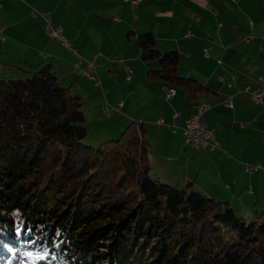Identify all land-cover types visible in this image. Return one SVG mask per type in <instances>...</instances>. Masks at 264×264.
<instances>
[{"label": "trees", "instance_id": "trees-1", "mask_svg": "<svg viewBox=\"0 0 264 264\" xmlns=\"http://www.w3.org/2000/svg\"><path fill=\"white\" fill-rule=\"evenodd\" d=\"M3 7V5H2ZM152 79L208 90L178 74L176 50L153 32L137 37ZM0 260L40 264H264V209L239 215L189 181L152 174L146 128L131 121L116 139L86 144L85 102L52 62L0 60ZM199 104V103H198ZM197 104V105H198Z\"/></svg>", "mask_w": 264, "mask_h": 264}, {"label": "crops", "instance_id": "crops-1", "mask_svg": "<svg viewBox=\"0 0 264 264\" xmlns=\"http://www.w3.org/2000/svg\"><path fill=\"white\" fill-rule=\"evenodd\" d=\"M2 5L0 60L23 67L52 62L59 82L72 85L85 102L81 88L90 83L73 71L74 54L45 33L46 20L39 16L48 12L53 23L61 24L57 11L71 7L67 22L72 29L62 24L67 37L83 57L101 55L96 68L100 84L91 82L102 92H90L103 102L102 115L105 108L113 112L100 122H119L101 135L102 141L131 121H142L155 177L177 187L194 181L239 215L253 217L264 209V106L245 89L264 77V0H2ZM89 23L110 34L113 46L106 48L93 36L84 39L82 30ZM145 32L155 34L160 50L179 53L180 76L208 90L192 99L184 87L152 79L147 71L158 63L143 61L136 42ZM169 88L176 89L172 97ZM198 103L211 105L201 119L214 128L221 145L217 149L185 142L183 127ZM247 164L261 167L248 173Z\"/></svg>", "mask_w": 264, "mask_h": 264}, {"label": "built area", "instance_id": "built-area-1", "mask_svg": "<svg viewBox=\"0 0 264 264\" xmlns=\"http://www.w3.org/2000/svg\"><path fill=\"white\" fill-rule=\"evenodd\" d=\"M132 4H139L142 0H127ZM0 8H2V0H0ZM34 15H37V11H33ZM46 26L45 32L54 38H56L67 50L71 51L75 56V62L73 64V71L83 76H87L90 79H93L96 84H100L99 77L96 73L97 62L101 57L100 54L94 55L90 58H85L79 54L78 50L72 45L71 41H69L63 35V28L61 26H53L50 22L49 16H45ZM0 37L4 39L3 29L0 28ZM252 36L245 38V40L249 41ZM206 55H208V51L206 50ZM129 78H131L129 76ZM246 91L250 94L253 101L257 104H261L264 106V77H260L259 82L255 85H247ZM176 94V90L174 88H169L167 90V96L172 97ZM225 104L228 107H233L234 104L232 100L227 99ZM122 105V103L120 104ZM211 108L210 106L196 105V111L186 120L185 125L183 127V132L185 136V142L188 145L196 146L199 148L214 150L219 148L220 142L216 138L215 130L212 127H208L202 121V115L205 111ZM105 114H112L113 110L110 108H105L103 111ZM163 120H160L162 122ZM261 165H246V171L248 173H253L256 169L260 168Z\"/></svg>", "mask_w": 264, "mask_h": 264}, {"label": "rangeland", "instance_id": "rangeland-1", "mask_svg": "<svg viewBox=\"0 0 264 264\" xmlns=\"http://www.w3.org/2000/svg\"><path fill=\"white\" fill-rule=\"evenodd\" d=\"M70 9H71V7L67 8L66 5H62L61 8H60V11H57L56 16L59 18L61 24L53 23L50 15H49L50 13H48V12H39L37 10H32V11L39 12V16H41L43 18H45V16H49L51 24L53 26H61L63 28V30H64L63 31V35L70 41V39L67 37V35L65 33L66 32L65 28L62 25V24L66 23L68 28L72 29L71 22H67V20H69V18L71 19ZM45 26H46V21L44 23V30H45ZM91 26H93V28ZM98 27H99V25H96L94 27V25H91L90 23L87 26H85L83 28V30H82V34H83L84 39H86L87 37H90V36L91 37L92 36L93 37H97L98 41L101 42L102 46H104L106 48L112 47L113 46V41L111 40L112 36L110 34H107L105 30L100 29ZM90 28H91V31H90ZM102 34L104 35L103 37L101 36ZM50 37H52V36H50ZM103 40H104V42H103ZM1 73H2V68L0 67V74ZM80 77H82V76H80ZM85 77H86L87 82L90 83V85H88L87 83H84L85 87L81 88V92L83 94L84 100H86L85 101L86 102L85 103V107L87 108L88 122H89V124H91V127L89 128L88 135L84 139V142L86 144H90L91 146L98 147L103 142L102 139H101V135L102 134H104V135L108 134L111 131L110 130L111 128L117 129L116 127L119 124V122H118V119H115L113 121L109 120L106 123L100 122L103 119H108V118H107V116L105 114L102 115V113H101V108L104 107L103 102L98 98V96H95V94H93V93H95L96 90H98V92L101 93L102 92V88L101 87L98 88V87L94 86L95 82H91L92 80L89 77H87V76H85ZM61 82H62V80H61ZM90 90H92L93 93L90 92ZM90 98H92V99H90ZM203 104L201 103L199 105H203ZM118 115H119V113H114L113 114V116H115V117H117ZM124 128H122L120 130V132L116 133V135H114L111 138H113V139L118 138L120 136V134L122 133V130ZM163 182H165V181H163ZM245 216L248 217V215H245ZM43 260H44V255H42V254H34V253H30L29 252L27 254L26 259L21 260L20 263H18V264H38V262L43 261ZM0 264H5V262L3 260H0ZM9 264H13L12 260L9 262ZM40 264H44V263L41 262Z\"/></svg>", "mask_w": 264, "mask_h": 264}, {"label": "bare ground", "instance_id": "bare-ground-1", "mask_svg": "<svg viewBox=\"0 0 264 264\" xmlns=\"http://www.w3.org/2000/svg\"><path fill=\"white\" fill-rule=\"evenodd\" d=\"M202 104H203V103H202ZM203 105H204V106H210V105H209V104H207V103H204Z\"/></svg>", "mask_w": 264, "mask_h": 264}]
</instances>
